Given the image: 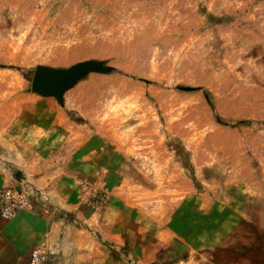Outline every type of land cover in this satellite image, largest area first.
Returning a JSON list of instances; mask_svg holds the SVG:
<instances>
[{
  "label": "rangeland",
  "instance_id": "374dc122",
  "mask_svg": "<svg viewBox=\"0 0 264 264\" xmlns=\"http://www.w3.org/2000/svg\"><path fill=\"white\" fill-rule=\"evenodd\" d=\"M0 167L62 218L264 264V0H0Z\"/></svg>",
  "mask_w": 264,
  "mask_h": 264
},
{
  "label": "crops",
  "instance_id": "0c3cea01",
  "mask_svg": "<svg viewBox=\"0 0 264 264\" xmlns=\"http://www.w3.org/2000/svg\"><path fill=\"white\" fill-rule=\"evenodd\" d=\"M4 185L19 188L20 181L0 167V187ZM33 200V209H22L11 219L0 215V264H32L30 256L36 248L47 251L46 264H196L194 253L207 245L206 241L187 242L189 246L177 257L168 246L125 225L109 231L106 226L78 223L62 218L68 215L61 210L48 212L43 202Z\"/></svg>",
  "mask_w": 264,
  "mask_h": 264
},
{
  "label": "water",
  "instance_id": "95a60500",
  "mask_svg": "<svg viewBox=\"0 0 264 264\" xmlns=\"http://www.w3.org/2000/svg\"><path fill=\"white\" fill-rule=\"evenodd\" d=\"M84 70H96L93 63L79 62L66 70H50L38 68L35 71L32 86L44 94L60 95L71 82ZM21 171L15 173V177L21 179Z\"/></svg>",
  "mask_w": 264,
  "mask_h": 264
},
{
  "label": "built area",
  "instance_id": "2783aa9c",
  "mask_svg": "<svg viewBox=\"0 0 264 264\" xmlns=\"http://www.w3.org/2000/svg\"><path fill=\"white\" fill-rule=\"evenodd\" d=\"M34 200L24 190L18 187H0V215L4 219H11L22 209H33ZM49 255L46 250L36 248L32 251L30 261L32 264H46Z\"/></svg>",
  "mask_w": 264,
  "mask_h": 264
}]
</instances>
